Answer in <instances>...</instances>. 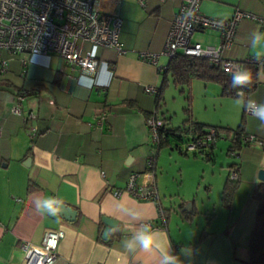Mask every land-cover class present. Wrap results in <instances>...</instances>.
I'll return each mask as SVG.
<instances>
[{
  "label": "crops",
  "instance_id": "0c3cea01",
  "mask_svg": "<svg viewBox=\"0 0 264 264\" xmlns=\"http://www.w3.org/2000/svg\"><path fill=\"white\" fill-rule=\"evenodd\" d=\"M142 1L119 0L107 5L121 20L119 39L125 51L110 52L109 65L100 64L92 76L81 77L74 67L62 71L64 62L54 53L10 54L0 50V60L8 59L7 70L0 72V264H21L22 242L40 244L46 230L60 227L64 236L57 245V264H136L121 241L140 223H150L166 233L173 254L178 255L185 246L195 249L194 264H247L248 236L257 206L250 193L260 181L258 170L264 168V127L244 113L237 97L222 95L220 90L221 105L234 106V114L242 121L237 124L222 117L216 126L231 129L241 124L243 132L254 135L260 143L245 141L239 134L240 147L235 148L232 138L236 136L229 133V138L223 135L205 150L191 152L193 158L200 156L212 165L211 174L217 168L224 181L230 168L237 167L238 184L228 206L222 203L224 181L223 207L219 209L211 181H198L196 193L183 186L180 163L196 162L190 159V152L183 151V143L200 133L188 127L181 140L170 137L159 147L151 145L146 120L156 110V99L143 90L146 85L160 87L163 82L165 69L158 68L166 67L170 59L161 51L182 0ZM236 8L264 16V0L200 2L203 14L222 19L229 18ZM255 31L264 32L254 21L240 22L227 56L239 61L254 57L250 41ZM191 40L203 45L221 42L214 30H197ZM143 51L157 53L156 64L141 58ZM257 71L254 89L246 98L264 103V70ZM195 79L190 81L192 88L204 82V91L210 85L221 89L218 83ZM163 92L156 111L166 119L165 128L179 127L186 113L180 124L172 122L168 107L162 109ZM18 94L24 95L20 114L10 109ZM189 109L190 119L203 124L205 130L209 123L198 117L194 106ZM101 111L105 118L98 124ZM222 140H229L227 155L217 167L215 150ZM153 155L150 168L148 158ZM28 157L30 163L25 164ZM177 163L180 182L174 184L176 177L169 172ZM145 172L154 174L159 205L126 192L112 194L125 185L130 174ZM47 196L75 209L76 219L69 222L38 213L34 199ZM199 205L205 206V212ZM102 216L117 222L106 238L110 243L101 238L105 226Z\"/></svg>",
  "mask_w": 264,
  "mask_h": 264
},
{
  "label": "built area",
  "instance_id": "2783aa9c",
  "mask_svg": "<svg viewBox=\"0 0 264 264\" xmlns=\"http://www.w3.org/2000/svg\"><path fill=\"white\" fill-rule=\"evenodd\" d=\"M119 0H0V50L10 54L20 52L48 55L54 53L64 62L61 70L74 67L79 76H92L100 64L109 65V54L114 51L123 53L124 47L119 39L121 20L108 4L115 5ZM143 4L142 0H139ZM201 0H182L177 12L170 21L165 45L161 53L171 59L177 54L189 58H205L209 66L219 68L231 75L242 69L244 62L252 63L257 70H264V61L254 57L243 61L227 56L235 43L237 27L243 20H251L264 31V16L236 8L229 18H217L200 11ZM197 30H214L220 35L218 45H203L192 41ZM139 56L156 64L158 54L143 51ZM8 59L0 60V72L7 70ZM166 67H159L162 71ZM158 87L146 85L143 90L155 95ZM23 94H18L11 111L20 114ZM244 113L250 115L245 109ZM105 112H99L97 123L101 124ZM166 121L154 110L146 120L150 143H159L158 131ZM236 133L232 131L231 134ZM245 141L260 143L252 134L241 132ZM223 138L217 127L205 129L204 133L194 136L183 143V151H203ZM233 153V152H232ZM154 155L148 158V166L153 167ZM101 176L104 172L101 171ZM152 172L130 174L125 185L112 191L114 196L128 193L139 200L153 201L159 205L158 191ZM229 177L238 178L237 167H231ZM64 236V230H46L40 244L24 241L21 264H57V245Z\"/></svg>",
  "mask_w": 264,
  "mask_h": 264
},
{
  "label": "trees",
  "instance_id": "16d2710c",
  "mask_svg": "<svg viewBox=\"0 0 264 264\" xmlns=\"http://www.w3.org/2000/svg\"><path fill=\"white\" fill-rule=\"evenodd\" d=\"M244 68L252 73V83L244 89L245 95H247L254 89L258 71L256 66L249 62L243 63L242 69ZM167 74H170L173 77L176 84L185 83L189 85L192 78H198L205 82H215L220 84L222 95L236 97L237 90L231 87V75L223 72L219 68L209 66L207 59L205 58H189L179 53L169 60L163 71V82L161 86L158 87L157 93L155 94L156 110L162 100L164 85L167 83ZM189 106L190 104L184 108L186 118L181 126L168 129L165 128V126H162V128H160L158 131L159 143L157 147L161 146V144L165 142V139L170 137H172L173 140H181L184 131L187 130L188 127H191L194 131H198L200 134L204 133V125L190 119ZM241 132H243L242 125L239 124L236 133H234V136L236 137L232 138V141H235L234 144H232V147H240L239 138L237 137ZM237 184L238 178L233 180L229 175L226 177L222 188L223 205H229ZM250 195L257 202V206L254 213L253 227L248 236V258L246 263L264 264V181L257 182L253 186ZM103 241L106 243L111 242L110 239H104Z\"/></svg>",
  "mask_w": 264,
  "mask_h": 264
},
{
  "label": "rangeland",
  "instance_id": "374dc122",
  "mask_svg": "<svg viewBox=\"0 0 264 264\" xmlns=\"http://www.w3.org/2000/svg\"><path fill=\"white\" fill-rule=\"evenodd\" d=\"M167 79L168 82L164 85L163 89L164 104L166 103V105L163 104L162 109L165 111V107H168V116H171L170 118H172V122H174L176 125L180 124L184 113L183 107H187L188 104H190V108L191 106L195 107V111L198 117L204 122L209 123L205 126L206 129L211 127H217L219 132H222L223 135L227 136L226 138H229V133L231 134L232 131H236L238 127L237 124L241 123L242 119L240 120V117L237 118L238 116L234 114V106L221 105V100L219 97V91L221 89L219 85H210L209 89H207V91H204V82L202 81H200L202 82V85H196L192 88L190 84H176L170 74H167ZM222 117H228L229 121H235L236 123H238L233 128H231L232 130L224 126H216V123H219V119ZM228 141L222 140L217 143V148L215 150L217 167L219 166L221 159L225 158L227 155L226 148L228 145L227 143H229ZM178 156L182 157V155ZM189 156L190 159L196 160V162L184 160V163H180L183 167V186L192 188L191 193H196V189L194 188V186L197 184L198 181L202 180V183L211 181L210 183L214 185L215 201H217L215 207L216 209H219L220 205L222 206L220 199L221 184L224 180H222V178L217 174L218 169L215 168V173L211 174L210 171L212 165L210 163H206L200 156H198L197 159L193 158L191 152L189 153ZM180 164H172L169 172L170 176L174 175L176 177L174 184L180 182V174L178 173V168ZM200 192L201 190L197 192L198 201L200 200ZM204 207L199 205V209H201L202 211H204Z\"/></svg>",
  "mask_w": 264,
  "mask_h": 264
},
{
  "label": "clouds",
  "instance_id": "9594fccd",
  "mask_svg": "<svg viewBox=\"0 0 264 264\" xmlns=\"http://www.w3.org/2000/svg\"><path fill=\"white\" fill-rule=\"evenodd\" d=\"M251 48L254 58L264 61V32L255 31L251 35ZM252 83V73L244 68L231 74V87L236 89L237 103L264 127V103L246 98L244 89ZM33 204L41 215L57 217L62 211L63 202L54 196L37 197ZM124 250L136 264H194L196 251L191 246L173 254L172 244L166 233L154 229L150 223H140L122 241ZM183 257L184 259H181Z\"/></svg>",
  "mask_w": 264,
  "mask_h": 264
},
{
  "label": "water",
  "instance_id": "95a60500",
  "mask_svg": "<svg viewBox=\"0 0 264 264\" xmlns=\"http://www.w3.org/2000/svg\"><path fill=\"white\" fill-rule=\"evenodd\" d=\"M30 160L31 159L28 157V158H26L24 163L29 164ZM258 179L260 181H264V168H261L258 170ZM76 215H77V211L75 209H73L71 206L63 203L62 211L59 214L61 219H64L66 221L71 222V221H74L76 219ZM101 220H102L103 224L105 225L103 228V231L101 233V238L106 239L109 231L112 228L116 227L117 222L115 219L110 218L108 216H102Z\"/></svg>",
  "mask_w": 264,
  "mask_h": 264
}]
</instances>
